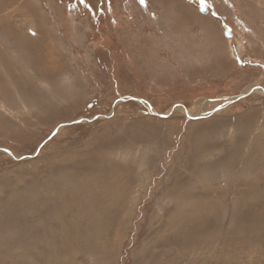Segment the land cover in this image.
I'll return each mask as SVG.
<instances>
[{
  "label": "rangeland",
  "instance_id": "rangeland-1",
  "mask_svg": "<svg viewBox=\"0 0 264 264\" xmlns=\"http://www.w3.org/2000/svg\"><path fill=\"white\" fill-rule=\"evenodd\" d=\"M0 53V264H264V0H0Z\"/></svg>",
  "mask_w": 264,
  "mask_h": 264
},
{
  "label": "water",
  "instance_id": "water-1",
  "mask_svg": "<svg viewBox=\"0 0 264 264\" xmlns=\"http://www.w3.org/2000/svg\"><path fill=\"white\" fill-rule=\"evenodd\" d=\"M202 11V13H207V11L206 10H204V9H202L201 10ZM226 36L228 37V38H230V37H232V34L231 33H227L226 34ZM261 90V89H260ZM254 91V90H253ZM246 96V95H245ZM245 96H241L242 98L243 97H245ZM241 97H239V99L241 98ZM126 100H132V101H136V102H139V103H142V104H144V103H146L144 100H142V99H136V98H123V99H120V101H126ZM229 103H231V102H226L222 107H224V106H226V105H228ZM147 104V103H146ZM150 110L152 109L151 107L149 108ZM219 109H217V110H215L216 112L218 111ZM152 111V110H151ZM150 111V112H151ZM215 111H213V112H215ZM213 112H211L210 114H208V115H206V116H209V115H212L213 114ZM152 113V112H151ZM185 113H186V115L189 117V118H191L190 116H189V114L185 111ZM152 114H155V113H152ZM157 115V114H156ZM159 117H163V118H165V117H167V115H158ZM193 119V118H192ZM81 122H83V121H78L77 123H81ZM56 134V131L54 132V135ZM5 152H7V153H9V154H11L9 151H6V150H4ZM14 159H15V157H13Z\"/></svg>",
  "mask_w": 264,
  "mask_h": 264
},
{
  "label": "bare ground",
  "instance_id": "bare-ground-1",
  "mask_svg": "<svg viewBox=\"0 0 264 264\" xmlns=\"http://www.w3.org/2000/svg\"><path fill=\"white\" fill-rule=\"evenodd\" d=\"M19 41V40H18ZM3 53V52H2ZM1 54V53H0ZM29 57V56H28ZM11 59V58H10ZM6 61V60H5ZM13 61V60H12ZM6 63V62H5ZM1 64V63H0ZM5 65V64H4ZM11 65V64H10ZM9 66V65H8ZM5 67V66H4ZM12 68H10V70H11ZM11 75H12V73H11ZM2 76V75H1ZM13 76V75H12ZM2 81V80H1ZM7 82V81H6ZM5 82V83H6ZM7 85V84H6ZM1 86V85H0ZM5 86V85H4ZM252 89H254V87H251L247 92H249L250 90H252ZM4 90V89H3ZM263 93H264V89H262L261 90ZM23 92V91H22ZM25 94V93H24ZM245 94V93H244ZM26 96V95H25ZM182 108V107H181ZM183 110H184V112L185 111H187V110H185L184 108H183ZM187 113L189 114V112L187 111ZM191 115H193L192 113H190Z\"/></svg>",
  "mask_w": 264,
  "mask_h": 264
},
{
  "label": "snow or ice",
  "instance_id": "snow-or-ice-1",
  "mask_svg": "<svg viewBox=\"0 0 264 264\" xmlns=\"http://www.w3.org/2000/svg\"><path fill=\"white\" fill-rule=\"evenodd\" d=\"M140 2H141L142 4H145V3H146V0H140Z\"/></svg>",
  "mask_w": 264,
  "mask_h": 264
}]
</instances>
